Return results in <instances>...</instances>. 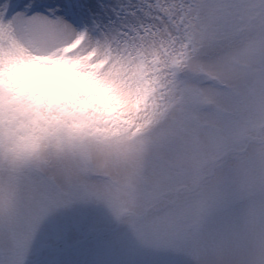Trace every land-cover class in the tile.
<instances>
[{
  "label": "snow or ice",
  "instance_id": "1",
  "mask_svg": "<svg viewBox=\"0 0 264 264\" xmlns=\"http://www.w3.org/2000/svg\"><path fill=\"white\" fill-rule=\"evenodd\" d=\"M103 11L104 6L94 0H56L54 4L0 0V43H38L68 32L117 50L156 37L169 40L184 49L188 59L186 64L175 62L172 72V100L178 109L174 139L147 159L138 158L133 166L129 187L138 185L145 203L143 212L129 221L122 219L127 207L109 194L115 181L107 172L97 174L84 167L74 176L55 162L16 176V205L0 216V264H26L45 218L78 201L104 205L144 246L181 257L183 264H207L215 246L228 259L243 258L246 242L237 207L256 195L264 196V152H249L244 128L253 96L259 97L264 110V46L254 74L232 61L238 72L232 79L224 67L236 38L247 30L264 36V0L257 4L245 0H128L109 9L112 15L106 18L93 15L83 27L75 22L89 12ZM202 131L219 141L218 155L202 166V172L215 180V189L204 197L201 208L202 219L217 225L212 234L189 224L190 213L182 198V192L199 186L200 178L194 176L191 184L176 186L177 165L163 156ZM136 197H130L128 206L135 204Z\"/></svg>",
  "mask_w": 264,
  "mask_h": 264
},
{
  "label": "clouds",
  "instance_id": "2",
  "mask_svg": "<svg viewBox=\"0 0 264 264\" xmlns=\"http://www.w3.org/2000/svg\"><path fill=\"white\" fill-rule=\"evenodd\" d=\"M139 73L112 45L75 32L15 47L0 44V216L16 205V176L55 162L75 166L79 161L70 152L85 140L104 143L114 195L139 194L138 185L129 187L130 172L148 150L138 149L141 141L133 138L149 123L144 117L155 109L159 83ZM104 159L96 154L91 162ZM240 223L246 255L213 253L207 264H264V196L244 203Z\"/></svg>",
  "mask_w": 264,
  "mask_h": 264
},
{
  "label": "rangeland",
  "instance_id": "3",
  "mask_svg": "<svg viewBox=\"0 0 264 264\" xmlns=\"http://www.w3.org/2000/svg\"><path fill=\"white\" fill-rule=\"evenodd\" d=\"M94 2L106 8L110 0H94ZM127 2L128 0H123L117 5ZM245 2L257 4L259 0H245ZM43 3L54 4L56 0H43ZM99 14V12H89L75 22L83 27L91 22L93 15L108 17L105 13ZM67 34L69 32L64 35ZM262 46H264V36L256 30H247L242 36L236 38L232 42L225 63L226 75L232 79L238 76L232 61L239 62L254 74L258 68V55ZM113 48L121 59L127 58L131 64L136 65L140 69V75L143 76L147 72V77H156L159 80L156 85L157 90L153 93L156 98L155 109L144 117L149 123L133 138V143L137 140L141 141V144L136 145L138 149L148 150V158L157 152L162 144L174 139L173 123L177 119L178 109L172 100L173 90L170 87L173 79L172 72L175 62L186 64L188 59L184 55V49L173 45L163 37L142 41L125 49ZM145 65L151 70L145 68ZM244 128L245 135L250 141L249 152L255 154L264 152V143H262L264 141V110L261 109L258 96H253L250 101L249 110L245 114ZM218 153L219 141L207 131H202L196 137H187L175 150L163 153L165 159L177 165L174 170L176 186L183 183L191 184V177L200 178L199 186L191 192H182V198L186 201V207L190 213L189 224L205 234L214 233L217 225L201 217L204 197L210 196L215 189L214 178L205 175L202 172V166L204 161L214 158ZM70 154H74L79 163L75 166L63 161L61 163L72 175L79 176L80 170L87 167L97 174L107 172L111 176L107 167L109 158L103 142L85 140L75 145ZM96 154L105 156V159L102 163L94 165L91 158ZM109 194L114 201L127 207L122 216L125 221L135 219L144 210L145 202L141 193L137 195L135 204L131 206L127 204L130 199L128 196L114 195L113 185ZM246 201L237 207L239 214ZM222 251L223 249L219 246L213 248V253L221 254ZM181 259L172 253L144 246L131 229L117 221L104 205L92 201H78L69 207L55 210L45 218L32 242L26 264H183ZM257 259H260L259 252Z\"/></svg>",
  "mask_w": 264,
  "mask_h": 264
},
{
  "label": "bare ground",
  "instance_id": "4",
  "mask_svg": "<svg viewBox=\"0 0 264 264\" xmlns=\"http://www.w3.org/2000/svg\"><path fill=\"white\" fill-rule=\"evenodd\" d=\"M123 0H110V2H109V4H108V6L105 8L104 7V11L102 12V13H100V14H106V15H108V16H110V15H112V12L111 11H109V9H112V8H114L113 6H115V5H117V4H119L120 2H122ZM99 14V15H100ZM20 43H15V42H13V43H9V46H13V47H15V46H17V45H19Z\"/></svg>",
  "mask_w": 264,
  "mask_h": 264
}]
</instances>
